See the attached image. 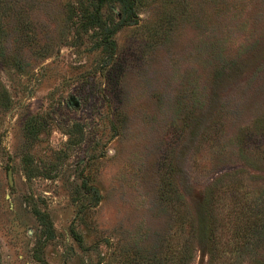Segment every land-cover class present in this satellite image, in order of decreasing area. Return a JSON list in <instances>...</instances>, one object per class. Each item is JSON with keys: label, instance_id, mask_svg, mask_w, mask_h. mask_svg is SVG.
I'll list each match as a JSON object with an SVG mask.
<instances>
[{"label": "rangeland", "instance_id": "374dc122", "mask_svg": "<svg viewBox=\"0 0 264 264\" xmlns=\"http://www.w3.org/2000/svg\"><path fill=\"white\" fill-rule=\"evenodd\" d=\"M124 2L0 0V264H264V0Z\"/></svg>", "mask_w": 264, "mask_h": 264}, {"label": "trees", "instance_id": "16d2710c", "mask_svg": "<svg viewBox=\"0 0 264 264\" xmlns=\"http://www.w3.org/2000/svg\"><path fill=\"white\" fill-rule=\"evenodd\" d=\"M103 0H99L101 3ZM127 8L130 9V2H124L123 0H117ZM126 1V0H124ZM125 13V9H124ZM115 31V29H114ZM234 194V193H233ZM253 211H255L253 216L246 215V220L243 223L240 230L236 232V238L238 240L237 249L240 251L243 248H247L250 246H259L261 243H264V192L261 194V197L255 201L254 206H252ZM251 211H246V213ZM258 248V247H256Z\"/></svg>", "mask_w": 264, "mask_h": 264}, {"label": "water", "instance_id": "95a60500", "mask_svg": "<svg viewBox=\"0 0 264 264\" xmlns=\"http://www.w3.org/2000/svg\"><path fill=\"white\" fill-rule=\"evenodd\" d=\"M8 175H9V179H11V172H9ZM11 185H12V181H11Z\"/></svg>", "mask_w": 264, "mask_h": 264}]
</instances>
